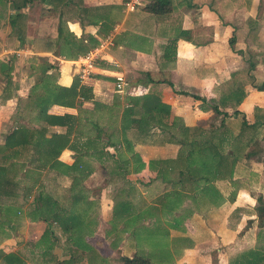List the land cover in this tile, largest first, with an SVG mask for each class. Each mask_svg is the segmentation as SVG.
<instances>
[{
    "label": "crops",
    "instance_id": "1",
    "mask_svg": "<svg viewBox=\"0 0 264 264\" xmlns=\"http://www.w3.org/2000/svg\"><path fill=\"white\" fill-rule=\"evenodd\" d=\"M128 1L0 0V31L4 32L0 37L19 45L0 48V60L11 59L10 75L22 62L49 63L53 67L46 73H55L57 84L67 87L76 78L79 84L91 89L92 99L78 98L73 107L53 104L47 109L52 115L69 114L75 123L68 136V148L61 150L58 161L70 165L77 157L87 165L86 169L82 167L88 171L86 178L74 184L82 195L79 203L87 201L88 205L84 215L90 220V227L83 233L82 242L97 252L87 237L96 235V218L101 214L95 215L97 201L86 194L89 189L94 191L99 182L104 186L115 178L127 181L132 176L133 182L144 190L151 180L158 178L156 168L147 167L149 160L175 159L180 152L186 154L187 146L177 148L172 155L147 158L142 154L143 145L163 154L169 144L159 141L165 138L166 129V138L177 134L184 143L192 139L216 143V156L222 158V166L230 174H217L210 181L209 186L218 193L216 200L197 194L191 200L196 206H192L186 199L190 213L183 218L182 232L173 237L181 236L186 241L180 248L171 247V263L160 264H229L239 256L238 261L245 264L246 254L253 251L263 255L256 264H264V88L254 87L264 83V0H168L162 13L144 9L150 0H138L139 4L131 10L125 6ZM16 12L21 17L11 23ZM58 27L61 34L57 37ZM105 37L110 38V44L94 61L88 76L79 79V58ZM117 82L119 89L115 87ZM32 83L13 87L15 97L0 96V111L4 112L0 115V144L16 120V97L25 99ZM4 85L0 81V94ZM239 91L243 95L235 105L233 97H238ZM145 94L157 99L154 106L159 113L148 119L152 130L119 131L122 109L131 107L134 114L130 117L137 119L140 101L135 103L130 98ZM215 105L228 115L212 110ZM233 110L238 113H232ZM88 118L100 126L98 133L90 129ZM20 122L31 124L29 119ZM109 123L115 124L113 131L105 129ZM65 130L63 125L48 126V134H63ZM132 155H138L143 168L134 171L131 161L121 163ZM175 170L171 176H175ZM46 181L53 189H65L61 197L55 196L66 202L64 195L73 183L71 176L50 172L44 187L48 185ZM64 181L68 184H63ZM163 189L150 200H145L141 190L119 196L110 205L109 220H113V206L118 202L130 203L132 210L116 219L140 214L145 206L157 207L151 212L158 214L161 206L152 201L171 186ZM137 224L126 227L123 234L130 236ZM44 226L42 221L23 219L15 233L6 230L0 236V253L20 252L24 254L23 264H56L66 260L69 251L76 248L71 243L65 244L60 254L55 252L58 245L54 244L53 259L46 263L41 249L33 247ZM54 232L57 236L60 233L58 229ZM23 233L30 235L31 241L20 245ZM0 264L6 263L0 259Z\"/></svg>",
    "mask_w": 264,
    "mask_h": 264
},
{
    "label": "trees",
    "instance_id": "2",
    "mask_svg": "<svg viewBox=\"0 0 264 264\" xmlns=\"http://www.w3.org/2000/svg\"><path fill=\"white\" fill-rule=\"evenodd\" d=\"M167 1L150 0L144 5V9L151 13H162L166 10ZM19 17H21L19 12L14 13L11 23ZM57 31L58 37L61 34V28L58 27ZM231 42L232 39H229V43ZM54 53L62 55L59 51ZM10 60L0 62V74L5 78V87L10 83V72L12 70ZM41 66L42 68L34 77L33 83L24 99L23 109H26L31 124L27 125L15 120L11 129L5 133L0 144V236L6 230L15 233L23 219L42 221L45 226L33 243L34 248L41 249V256L44 257L47 252L49 253L48 256L51 255V249L53 248L51 245L56 243L58 237L54 229H59L61 233L67 234L70 243L75 245L76 248L69 251V257L66 260L57 261L56 264H77L81 260H84L85 264H102L103 261L100 255L93 248L82 242L83 233H86L87 228L90 227V220L85 217L88 205L87 201L82 204L79 203L82 195L79 189H75L74 184L80 183L86 178L88 175V171L85 170L87 165H83L77 157L70 165H64L57 159L61 150L68 148V136L72 132L75 123L69 114L52 115L47 113V109L53 104L73 107L78 98L81 100L92 99L91 89L79 84L76 78H73L67 87L59 85L55 81V73H46V70L52 68L53 65L46 63ZM168 84L171 85L169 82ZM5 87L2 89V99L10 97L9 93L5 91ZM254 87L263 89L264 83L254 85ZM181 93L186 94L185 92ZM233 94L234 92H232ZM242 95V91H239V96L233 97L235 105L240 102ZM130 100L135 101V103L138 100L140 101L141 111L139 112V117L137 119L130 117L134 114L131 107L123 108L120 116L119 131L124 133L127 129L134 128L139 133H146L147 128L152 127L148 119L153 114L159 113L157 107L154 106L157 99L154 95L145 94L140 97L130 98ZM93 105V107H96L97 102L94 101ZM163 106L165 107V105ZM165 109V114H167V107ZM212 110L221 113L222 116L228 115L226 111H219L216 105L212 107ZM232 113L236 114L238 111L233 110ZM15 114L20 118L22 111L17 109ZM86 121L94 133L100 131L97 122L89 120V118ZM157 124L160 127L165 126L164 123ZM51 125H63L66 130L63 134H48V126ZM115 130H118V128ZM184 146L188 148L186 154L180 152L175 159H151L147 163L149 169L155 166L157 177H161L163 181L171 186V189L164 192L161 198L163 196L170 197L172 194L180 192L183 189L184 181L189 183L191 193L202 196L207 194L205 190L217 174L225 176L222 158L216 156L215 151L201 154L203 151L208 150L207 148L215 147L216 143H212L210 140L199 141L192 139L184 143ZM177 161L180 162V167L177 165ZM128 162V159L121 161L122 164H127ZM131 163L134 171L135 169L140 170L144 166L138 155L131 156ZM84 166L85 169H82ZM174 168L176 169L175 176H171ZM50 172L71 176L73 183L67 188V193L64 195L67 197L66 202L58 201L57 196L43 190L45 177ZM20 181H24V184L21 185ZM33 190L34 192L31 193ZM184 195L186 194L181 191V197ZM157 206L162 205L158 204ZM153 208L156 209L157 207L145 206L141 212L146 216L147 214L150 216ZM131 210L132 207L128 202L115 203L113 206V219ZM137 215L134 214L132 217L122 218V229L125 230L126 227L133 226L129 221L133 217L136 218ZM133 223H137V220L135 219ZM82 245L86 248H82ZM75 257H78V261L74 259ZM246 257L247 261L245 264H256L257 261L262 259L254 251L247 253ZM0 259L6 264H23L24 254L16 252L2 255L0 253ZM118 260L120 264H149L148 258L137 254L136 251L130 255L121 254Z\"/></svg>",
    "mask_w": 264,
    "mask_h": 264
},
{
    "label": "rangeland",
    "instance_id": "3",
    "mask_svg": "<svg viewBox=\"0 0 264 264\" xmlns=\"http://www.w3.org/2000/svg\"><path fill=\"white\" fill-rule=\"evenodd\" d=\"M0 33H1L0 36L3 37L4 36L3 30L0 31ZM4 45L14 47V48L19 47V45L17 46L16 43H12L11 41H7L6 39H3L0 37V48L3 47ZM0 62L2 63L3 61L0 60ZM29 63L30 62H22L20 65L18 64L19 68H17L16 71L14 72L12 71L13 73L10 75L11 76L10 83H8L6 90H5L6 92L9 93V96L12 95L15 97L13 87H18L19 84L24 86L32 82L33 77L36 76L39 73L38 71L40 70V68H42L41 65L45 64L44 63V64H39V65H34L33 63H30V64ZM0 81L5 82V78L1 74H0ZM16 103L17 104L14 105L15 109L16 110L20 109L22 111V116L20 118L17 117L15 114L16 120L23 121L25 119H29L27 116L28 113L26 112V109H23L24 103H25L24 99L16 97ZM0 115H4V112L2 110L0 111ZM4 124L3 126L6 127ZM114 126L115 124L109 123L108 127L105 129L113 131ZM152 127H148L147 131H149L150 129L152 130ZM164 131H166L165 134H167V130L164 129ZM165 134H163L165 138L159 141V142L163 141L169 144L167 145L168 148L165 149L163 154L162 152L156 154L157 152L152 150V146H146V145H143V147L140 148L142 154L146 156L147 158H150L153 156H159L160 154L161 155H164V154L172 155L176 151L177 148L184 149V140L178 139L177 134L173 138L171 137L166 138L167 135ZM130 137L133 138L131 135H129V138ZM213 148L215 147L207 148L208 150L205 151L204 154H206L207 152H210V150L214 152L215 149ZM129 157L130 155L127 158ZM128 160L129 162L127 164L130 163L131 159H128ZM177 165L178 166L180 165L179 161H177ZM224 171H225V175L230 174V170L228 171L227 169ZM139 177L142 178L143 180L146 179V176L145 177L139 176ZM19 179L21 180V178ZM115 179L116 180H112V182H105L104 186L102 183L100 184V182L99 184L97 183L96 186L98 185L99 186L98 188L94 189V191L91 190L92 188L89 189V192L87 191V193L86 191H84V193L88 194V196L90 197L95 198L97 201L96 202L97 208L95 212L96 217H99V214H101V216L98 219L96 218V223H97L96 228H95L96 235L87 237V241L96 246L97 252H99V254L103 257L101 258L102 261H104L103 264H120L118 260L119 256L121 254L130 255V253L133 250H135L137 254L147 257L149 260V264L171 263V261H173V258H172L173 253H172L171 247L175 246L177 248H180V246L182 245V242L186 241V239H184V237H181V236H177L176 239L173 238L175 237L174 235L180 234L182 232L181 227L183 228L185 225L183 218H185V216L188 213H190L189 206H187L186 199H188V201L190 200L192 206L196 205L195 203L193 204L191 200L192 198H196L197 196H195L196 194L191 193L189 189L190 188L189 183L187 181H184V186H183V189H181V191L183 194H186V195H184L183 197H181V191H180V192H176L172 194L170 197L163 196L162 198L160 197L161 199L159 198L155 201H152V202L162 205L158 211V214H155L154 212L155 210L153 208L154 211L151 212L150 216L149 214H147L146 216L143 212H141L140 214L137 215L136 218L133 217L134 220L135 219L137 220L138 224L137 226L134 227L133 232H131L132 228L129 230L128 233L131 232V235L128 236V235L123 234L124 231L122 229L123 225L121 223V219L114 218L113 220L112 219L109 220L110 219L109 209L111 208L110 205H112V201H114V199L116 200L119 196L124 197L125 196L124 194L135 193L136 190H141V193L144 196L145 200H150L154 195L163 191L164 190L163 187L168 189L169 185L165 181H163L161 177H158L154 180H151L148 183L147 188L144 189L145 190L144 192L142 186L139 185V183L135 184L133 182L134 178L132 176H129L128 177L129 180L127 181L121 178H115ZM20 183L21 185H23L24 181L23 182L20 181ZM164 183H166L167 185L164 186ZM63 184H68V182L64 181ZM46 185H47L46 187H43L44 191L48 190L47 192L49 193L52 192L54 195L57 194V196L60 195L59 197H61L62 193H65L64 188L53 189L49 186V183H47V181H46ZM80 191H83V190H80ZM33 192L34 190L31 191V193ZM205 192L207 194H204V195L207 196L208 198H213L214 200L217 199L216 194L218 193L215 192L211 186H208ZM115 196L117 197L115 198ZM196 209H198V207H196ZM104 212L106 213V215L104 214L102 216V213ZM172 213H176L175 216L178 217V219L177 218L173 219L175 216H172L170 218L169 215H172ZM133 219L129 221L130 224H133L134 222ZM21 238H23L22 239L23 242L20 241V245H22V243H28L29 241H31L30 235L27 236L26 234L25 236L24 233L21 236ZM56 242L57 243L55 244H57L58 246H56L55 252L57 254H60L65 249L63 248L65 244L70 245V240L67 238V235L61 232L59 233ZM51 247H53V244L51 245ZM48 255H49L48 252L46 253V255H44L43 262L45 263L49 262L50 258H52L51 255L50 256ZM64 255H66L65 252H63V256ZM260 256H263V255L260 254ZM240 257L241 256H239V258ZM239 258L236 257V259L230 260L229 264H239L241 262V261H238ZM63 259H66L65 256L63 257ZM74 259L78 261V257H75ZM78 264H84V263L81 260L80 263L78 262Z\"/></svg>",
    "mask_w": 264,
    "mask_h": 264
},
{
    "label": "built area",
    "instance_id": "4",
    "mask_svg": "<svg viewBox=\"0 0 264 264\" xmlns=\"http://www.w3.org/2000/svg\"><path fill=\"white\" fill-rule=\"evenodd\" d=\"M138 3V0H130L125 3V6L128 9H133L134 5ZM110 44V38L105 37L102 41H100L95 47L84 53L79 60H78V71H77V76L79 79H83L88 76L89 71L94 64V61L100 58V54L104 50L105 47H107ZM118 81L120 79L118 78ZM115 87L117 89L120 88V83L117 82L115 84Z\"/></svg>",
    "mask_w": 264,
    "mask_h": 264
}]
</instances>
